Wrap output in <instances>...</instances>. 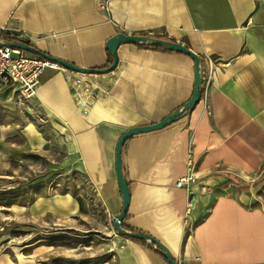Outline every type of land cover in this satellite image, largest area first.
Here are the masks:
<instances>
[{
  "label": "crops",
  "instance_id": "obj_1",
  "mask_svg": "<svg viewBox=\"0 0 264 264\" xmlns=\"http://www.w3.org/2000/svg\"><path fill=\"white\" fill-rule=\"evenodd\" d=\"M4 25L30 35V46L82 67L108 66L105 44L117 32L163 34L196 53L199 66L208 55L213 77H200L198 100L186 114L124 141L130 199L123 221L163 244L177 264H264V0H0ZM117 56V79L87 115L76 110L61 71L45 69L28 99L57 127L72 166L109 217L122 208L118 139L182 108L194 75L193 59L178 51L121 43ZM17 93L1 84L0 105L11 107ZM44 143L31 123L7 125L0 128V160L21 159ZM189 174L191 181L176 185ZM19 207L32 214L59 207L68 215L79 205L59 194ZM6 241L0 234V264H30L2 249ZM118 241L115 264H170L149 239Z\"/></svg>",
  "mask_w": 264,
  "mask_h": 264
},
{
  "label": "rangeland",
  "instance_id": "obj_2",
  "mask_svg": "<svg viewBox=\"0 0 264 264\" xmlns=\"http://www.w3.org/2000/svg\"><path fill=\"white\" fill-rule=\"evenodd\" d=\"M16 96L11 107L0 105V128L31 123L45 143L30 147L21 159L5 155L0 160V234L7 238L2 249L28 258L30 264H115L121 234L112 216L85 175L72 166L57 127L38 106ZM59 194L76 199L78 210L63 215L59 207H50L52 211L32 214L19 207Z\"/></svg>",
  "mask_w": 264,
  "mask_h": 264
},
{
  "label": "built area",
  "instance_id": "obj_3",
  "mask_svg": "<svg viewBox=\"0 0 264 264\" xmlns=\"http://www.w3.org/2000/svg\"><path fill=\"white\" fill-rule=\"evenodd\" d=\"M100 8H106L105 4H101ZM32 40L33 38L22 30L5 25L0 27V85L14 87L24 100L35 94L42 72L49 68L63 72L71 89L76 110L82 115H87L92 103L98 97L107 95L117 79L118 63L107 73H82L67 69L55 61L34 55L16 45H30ZM214 68L213 60L208 55L204 56L200 77L209 82L213 77ZM187 165H191L190 160ZM192 179V174H189L178 179L176 185H186V182Z\"/></svg>",
  "mask_w": 264,
  "mask_h": 264
},
{
  "label": "water",
  "instance_id": "obj_4",
  "mask_svg": "<svg viewBox=\"0 0 264 264\" xmlns=\"http://www.w3.org/2000/svg\"><path fill=\"white\" fill-rule=\"evenodd\" d=\"M121 43H132V44L141 43V44H150L154 46H162L171 51H178V52L187 54L194 61L193 92H192L191 98L182 106V108L169 113L167 116H165L162 120L158 122L151 123V124H145V125H139V126H133V127L128 128L118 139L117 144H116V149H115L116 181L120 188V192L122 196V208L119 213L114 214L112 216V223L115 229L120 234L127 236V237L137 238V239H149V241L155 243L156 246H158L161 249L163 255L169 261L170 264H177V262L173 259L169 250L163 244L153 239L151 236H148V234L144 232L127 231L121 227V223L127 213L130 193H129L127 182L124 179L123 174H122L120 150H121V147L124 141L129 136L133 134L149 132V131L160 129L168 125L169 123L177 120L178 118L184 116L187 112V109L193 106L197 102L198 95H199V84H200L199 56L193 51H191L184 44L178 41L161 40L157 37H148L145 35L128 34L124 32H117L116 34H114L113 36L107 39L105 48L111 54V62L108 66L104 68H90V67L76 66L66 60L48 55L28 44H16V45L27 50L28 52L34 55L55 61L61 64L63 67L70 69V70H74V71H78L82 73H107L113 70L118 63L117 48Z\"/></svg>",
  "mask_w": 264,
  "mask_h": 264
},
{
  "label": "trees",
  "instance_id": "obj_5",
  "mask_svg": "<svg viewBox=\"0 0 264 264\" xmlns=\"http://www.w3.org/2000/svg\"><path fill=\"white\" fill-rule=\"evenodd\" d=\"M145 36H148V37H157V38H159V39H161V40H171V41H175L174 39H172V38H168V37H166V36H164L163 34H161V35H158V34H151V35H149V34H144ZM138 45H141V46H149V47H152V48H156V49H164V50H168L167 48H164V47H162V46H154V45H150V44H141V43H138ZM126 216V215H125ZM125 218V217H124ZM121 227L123 228V229H125V230H127V231H131V232H140V231H138V230H134V229H132V228H129V226L128 225H126V223L124 222V221H122V223H121ZM122 235V234H121ZM161 252V251H160Z\"/></svg>",
  "mask_w": 264,
  "mask_h": 264
}]
</instances>
